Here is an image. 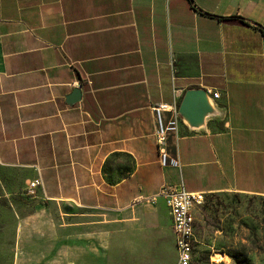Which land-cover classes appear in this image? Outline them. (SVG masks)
Masks as SVG:
<instances>
[{"label":"crops","instance_id":"0c3cea01","mask_svg":"<svg viewBox=\"0 0 264 264\" xmlns=\"http://www.w3.org/2000/svg\"><path fill=\"white\" fill-rule=\"evenodd\" d=\"M195 88L223 116L163 159L153 109ZM0 169L41 181L8 264H176L162 186L264 197V0H0Z\"/></svg>","mask_w":264,"mask_h":264},{"label":"rangeland","instance_id":"374dc122","mask_svg":"<svg viewBox=\"0 0 264 264\" xmlns=\"http://www.w3.org/2000/svg\"><path fill=\"white\" fill-rule=\"evenodd\" d=\"M0 169V264L13 258L8 212L26 192ZM194 250L190 264H264V197L218 193L205 195L194 210Z\"/></svg>","mask_w":264,"mask_h":264},{"label":"built area","instance_id":"2783aa9c","mask_svg":"<svg viewBox=\"0 0 264 264\" xmlns=\"http://www.w3.org/2000/svg\"><path fill=\"white\" fill-rule=\"evenodd\" d=\"M213 100L218 99L217 93L206 91ZM157 122L155 131V141L157 149L161 153L163 159L166 158V146L169 135L176 133L175 122L178 120L177 110L174 105L160 104L154 109ZM166 113L170 117V123L164 122L163 114ZM176 165V161L173 162ZM41 187L40 179H34L29 182L26 187V195L29 197L36 196L37 189ZM158 196L164 199L165 205L171 217L172 231L175 236V244L177 250L176 264H190L192 260V251L194 243L193 227V211L202 202L205 195L202 193L187 192L183 188L176 186H162ZM154 197L152 198V200Z\"/></svg>","mask_w":264,"mask_h":264},{"label":"water","instance_id":"95a60500","mask_svg":"<svg viewBox=\"0 0 264 264\" xmlns=\"http://www.w3.org/2000/svg\"><path fill=\"white\" fill-rule=\"evenodd\" d=\"M81 91H73L65 98L67 104L80 100ZM224 107L218 106L204 89L195 88L185 91L177 108L181 123L191 131L205 129L208 120L219 119L223 116Z\"/></svg>","mask_w":264,"mask_h":264}]
</instances>
